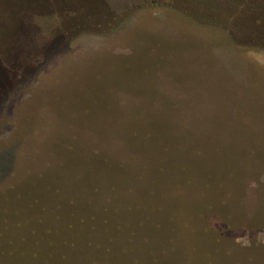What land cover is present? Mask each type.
<instances>
[{
  "label": "rangeland",
  "instance_id": "obj_1",
  "mask_svg": "<svg viewBox=\"0 0 264 264\" xmlns=\"http://www.w3.org/2000/svg\"><path fill=\"white\" fill-rule=\"evenodd\" d=\"M0 264H264V0H0Z\"/></svg>",
  "mask_w": 264,
  "mask_h": 264
}]
</instances>
